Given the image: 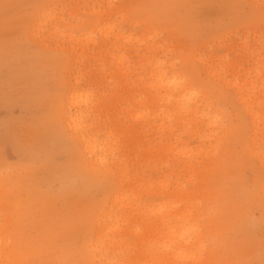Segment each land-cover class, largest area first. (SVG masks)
Returning <instances> with one entry per match:
<instances>
[{"label":"rangeland","instance_id":"1","mask_svg":"<svg viewBox=\"0 0 264 264\" xmlns=\"http://www.w3.org/2000/svg\"><path fill=\"white\" fill-rule=\"evenodd\" d=\"M263 168L264 0H0V264H264Z\"/></svg>","mask_w":264,"mask_h":264},{"label":"bare ground","instance_id":"2","mask_svg":"<svg viewBox=\"0 0 264 264\" xmlns=\"http://www.w3.org/2000/svg\"><path fill=\"white\" fill-rule=\"evenodd\" d=\"M72 99V98H71ZM72 104H74L73 102H71ZM72 104H70L71 106L68 108V110H70L71 109V107H72ZM68 113H69V111H68ZM65 119H66V123H67V126H68V128L69 129H71V123H72V119H73V117L70 115V116H66L65 117ZM75 121V120H74ZM81 138V140H83L82 139V137H80ZM85 139V138H84ZM80 140V141H81ZM86 140V139H85ZM84 141V140H83ZM81 146H82V150H83V155H84V158H85V161H86V157H90V156H88V155H90V154H93L92 152H93V150H92V148H91V145L89 144V142H84L83 144L81 143ZM103 158L101 157L99 160H102ZM88 161V160H87ZM90 161V160H89ZM102 161H104V160H102ZM104 163V162H103ZM100 164H101V162H100ZM88 166V165H87ZM263 170H264V168H263ZM93 259H95V257H93Z\"/></svg>","mask_w":264,"mask_h":264}]
</instances>
